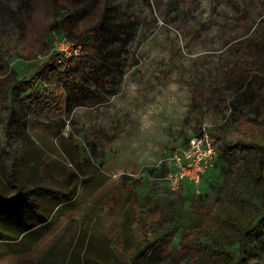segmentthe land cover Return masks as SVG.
<instances>
[{
	"label": "rangeland",
	"instance_id": "1",
	"mask_svg": "<svg viewBox=\"0 0 264 264\" xmlns=\"http://www.w3.org/2000/svg\"><path fill=\"white\" fill-rule=\"evenodd\" d=\"M106 2L135 19L123 52L125 73L119 78L99 67L89 77L74 59L81 80L73 93L64 67L74 66L58 67L60 56L56 64L45 62L55 53L57 37L89 30ZM262 18L264 0H0V81L28 78L33 97L41 95L24 126L7 123L0 101V227L7 219H25L23 228L38 213V219L48 217L56 207L54 194L74 189L62 208L67 215L52 220L30 253L0 264H38L55 246L51 264H73L82 235L89 264H117L110 240L118 236L133 248L141 238L140 220L161 219L176 201H182L178 210L184 218L144 261L182 264L180 238L191 222L186 218L201 213L210 200L200 185L198 193L187 184L188 195L167 185L172 156L200 133L189 85L202 98V128L227 120L233 92L212 73L219 57L246 41ZM81 45V51H90L97 44L88 33ZM35 71L39 77L29 79ZM215 172L220 175L219 166ZM24 243L1 240L0 253Z\"/></svg>",
	"mask_w": 264,
	"mask_h": 264
},
{
	"label": "trees",
	"instance_id": "2",
	"mask_svg": "<svg viewBox=\"0 0 264 264\" xmlns=\"http://www.w3.org/2000/svg\"><path fill=\"white\" fill-rule=\"evenodd\" d=\"M134 22L133 16L112 11L106 2L93 27L82 32L78 37L70 33L69 40L74 43L81 45L83 38L89 33L97 44L90 51H81L79 59L76 60L81 71L92 77L98 74L99 67H104L111 74L121 78L125 73L123 52L129 42L128 29ZM262 25L264 20L258 23L256 29L247 38L248 41L230 47L223 58L219 57V66L212 73V76L219 78L221 87L229 88L233 92V97L229 100L230 117L206 130L217 152L214 167L205 172L200 184V188L202 186V189L209 190L210 200L201 213H190L186 218L191 222L184 228L180 238L182 264H264V28H261ZM118 32L125 34V37H119ZM118 41L121 43L116 46ZM111 44L115 46L110 47ZM58 56V53H53L45 62V66L56 64ZM73 60L70 59L67 65L74 67L72 69L64 67V74L67 81L74 86L72 89L74 93L77 92L76 85L81 77L77 62ZM63 64L59 63L58 67H63ZM39 75L38 71H35L33 77L29 79H36ZM96 81L98 82V79ZM33 88L28 78L14 77L12 82L8 79L0 81V101L8 111L6 118L8 124L15 122L21 126L25 125L27 112L34 100L41 96L37 94L34 98ZM189 91L192 97L191 113L201 132L202 98L191 85ZM69 96L71 93H68L66 99L68 104ZM217 166L220 167V175L215 172ZM187 184L184 183L182 188L188 195L192 192V188ZM73 190L69 188L57 191L54 194L56 206L70 203ZM181 205L182 201H176L175 209L167 212L159 220H140L141 238L134 241L133 248L123 240L122 245L118 236H116L117 241L110 240V246L117 255V264H145L146 254L153 251L164 238H170L172 228L179 225L184 218L182 212L178 210ZM38 215L39 213L35 215L32 224L23 228L21 226L25 219L18 221L7 219L2 222L1 227L4 229H0V241H16L29 237L32 229L46 222L45 217L38 219ZM206 254L215 256L219 263L207 260Z\"/></svg>",
	"mask_w": 264,
	"mask_h": 264
},
{
	"label": "built area",
	"instance_id": "3",
	"mask_svg": "<svg viewBox=\"0 0 264 264\" xmlns=\"http://www.w3.org/2000/svg\"><path fill=\"white\" fill-rule=\"evenodd\" d=\"M81 45L69 39L57 37L52 50L58 53V62L78 60L81 54ZM217 152L207 136L206 129L202 128L198 135H192L186 145L179 149L171 158L172 168L167 177V185L171 191L182 189L184 183L191 184L199 193L203 175L214 167Z\"/></svg>",
	"mask_w": 264,
	"mask_h": 264
},
{
	"label": "crops",
	"instance_id": "4",
	"mask_svg": "<svg viewBox=\"0 0 264 264\" xmlns=\"http://www.w3.org/2000/svg\"><path fill=\"white\" fill-rule=\"evenodd\" d=\"M63 204L60 206H56L54 210L48 215L46 218V222L43 224L37 225L34 229L31 230V233L29 234V237L25 239H19L16 241H11V242H19V243H24V246L20 248H12L8 247V249L4 253H0V260L8 257V256H13L14 258H17L23 254H28L30 253L33 244H35L38 240H41L48 234V228L51 226V223L53 222L52 220H58L62 219L63 216L67 215V213L63 214L62 213V208ZM56 223V222H55ZM81 227V226H80ZM88 239H85L84 236L82 235L81 238L78 240V243L76 244V249L73 250V257L72 261H74L73 264H83V260L85 259V263H88V253H89V246L87 243ZM110 245V242H109ZM112 248V247H111ZM59 250L58 247H53L51 251L46 252V256L41 259V261L38 264H51L52 262V254L57 253ZM80 257V262L78 261V258ZM22 264V263H20ZM72 264V263H71ZM89 264V263H88ZM91 264H97L95 260H92Z\"/></svg>",
	"mask_w": 264,
	"mask_h": 264
}]
</instances>
